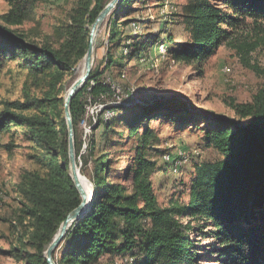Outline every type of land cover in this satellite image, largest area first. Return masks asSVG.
<instances>
[{
  "label": "trees",
  "instance_id": "obj_1",
  "mask_svg": "<svg viewBox=\"0 0 264 264\" xmlns=\"http://www.w3.org/2000/svg\"><path fill=\"white\" fill-rule=\"evenodd\" d=\"M5 1L9 10L0 16V73L12 61H18L28 71V82L38 88V94L27 91L23 99L3 104L0 137L11 134L13 128L25 130L29 141L45 153L38 157V168L22 170L12 181L18 196L15 214L22 247L11 253L18 255L23 264H47L44 253L61 224L81 203L69 173L63 82L84 59L90 27L111 0H77L62 30L61 48L38 44L12 29L31 19L35 0ZM151 3L154 0H124L108 19L106 65L103 71H92L71 104L77 154V133L86 115L84 95L93 103L101 97L111 100L113 92L107 81L121 85L127 64L142 63L151 57L152 44L164 43L168 57L197 69L226 48L235 52L244 66L257 70L251 65V54L264 46V0H188L184 11L190 39L182 50L170 49L173 39H164V26L155 28L157 33L131 31V24L142 22L137 15ZM164 6L162 0H157L153 8ZM147 21H143L141 32L152 29V22L145 28ZM250 23L258 27L255 37L249 33ZM146 35L150 39L146 40ZM115 70L117 80L108 74ZM224 102L234 117L199 109L180 95L154 101L150 106L120 104L102 108L101 112L106 110L96 118V129L105 127L109 146L101 148L96 141L86 153V143V155L81 158V173L95 190L91 211L71 227L54 254L55 261L100 264L110 255L134 256L138 250L143 256L141 264H195L189 232L197 223L203 229H212L217 241L215 252L222 264H264V88L250 102L237 103L232 98ZM119 110L126 112L124 117L106 116ZM161 119L181 126L203 123L208 145L222 156L221 160L196 167L185 205L174 203L162 208L154 192L156 164L148 159L152 129L146 128L142 137L139 134L143 124ZM120 127L127 130L128 139L135 141L130 151L133 155L127 159L120 157L114 145L117 134L120 138L116 144H128L120 143L124 142ZM12 147L15 144L7 145L9 151ZM2 199L0 196V202Z\"/></svg>",
  "mask_w": 264,
  "mask_h": 264
},
{
  "label": "rangeland",
  "instance_id": "obj_2",
  "mask_svg": "<svg viewBox=\"0 0 264 264\" xmlns=\"http://www.w3.org/2000/svg\"><path fill=\"white\" fill-rule=\"evenodd\" d=\"M156 1L154 0L155 3L148 5L145 12L137 15V19H142V22L131 24V31H136L138 34H149L152 31L157 33L155 28L164 26L166 28L164 39L167 40L169 36L173 39L171 45L168 43L170 49L173 47H178L181 50L186 49L190 34L186 25L184 8L188 0H162L165 5L162 9L153 8ZM76 2L77 0H35L31 19L22 26H13L12 29L24 33L28 39L38 44H51L55 48H61L62 30ZM8 10L7 2L0 0V16L7 13ZM144 20H148L145 24L146 29L150 25L149 22H152L153 26L151 30L141 32V27L145 23ZM125 21L129 20L126 19ZM257 29L258 27H255L254 24L248 25L249 33L253 34V37H255ZM262 29L264 30V25H262ZM128 32L130 31L128 30ZM262 36L264 37V33ZM108 38L107 20L98 35L93 71L96 68L103 71L106 65L109 51ZM145 39H150V36L146 35ZM161 45L164 43L152 44V50L156 53L151 52V57L142 60V63L127 64V69L124 70L126 79L122 81L121 85L117 84L125 93L134 96V99L129 101L127 106L129 104L150 106L154 101L167 100L172 95H180L192 101L199 109L234 117L233 111L224 102L226 99L232 98L237 103L250 102L252 97L264 88V46L251 54V65L257 68V70H251L242 64L235 52L226 48L220 49L200 69H197L175 62L172 56H166L165 60L161 59V56L158 55V49ZM123 50L125 54L128 53L126 49ZM82 63L83 60L71 74L67 75L63 82L64 98L69 88L80 77L79 69ZM19 64L18 61H12L0 73V112L4 103L23 99L27 91L31 94H38V88L33 87L28 82V71ZM108 74L116 80L119 78L116 70L110 71ZM86 100L84 95L82 104L84 107L86 106V115L80 123L77 133L78 145H80L77 154L80 168L82 167L81 158L89 152L93 143L97 141L101 148L109 146L105 127L96 129V118L104 115L106 109L99 112L92 123L89 116L93 113L92 107L95 106H88L89 99ZM109 101L104 98L98 104H107ZM125 114L124 110H119L114 115L124 117ZM148 127L152 129L148 159L156 164L152 182L159 205L162 208H168L174 203L185 205L188 202L190 189L195 179L196 167L205 162L221 160L222 156L208 145L205 137L207 128L201 122L181 126L177 122L172 123L161 119L143 124L140 137ZM118 131L123 134L122 139H124V142L120 143L128 144L123 146L116 144L117 139L120 138L117 134L114 145L118 147L120 157L127 159L133 155V152L130 151L135 141L128 139L127 130L123 127H120ZM86 132H88L87 135ZM84 143L85 145L88 144V150L82 156ZM9 144H15V147H12L10 151L7 149ZM42 155L43 157L45 155L43 150L29 141L25 130L13 128L11 134L0 137V196L4 198L0 202V264H23L21 260H18V255L15 256L11 253L15 248L22 247L20 245L21 240L18 239V215H16L18 196L12 187L15 182L12 183V181L19 176L22 170L38 168L40 165L38 157H42ZM166 155H169L175 164L186 158L187 163L182 162L183 165L178 168L180 171L175 173L172 168L174 164L170 163L171 160L167 163L170 165L169 167L165 165L164 157ZM125 166L126 164H123L121 167L124 168ZM81 175L90 181L86 175L82 173ZM13 214L15 215L13 216ZM12 220L16 222L11 223ZM184 223L186 224L187 220H184ZM191 227L189 237L194 244L195 264H222L223 260L221 261L215 252L217 241L214 239L212 229H203L197 223H193ZM142 262L143 256L136 250L134 256L110 255L100 264H141Z\"/></svg>",
  "mask_w": 264,
  "mask_h": 264
},
{
  "label": "water",
  "instance_id": "obj_3",
  "mask_svg": "<svg viewBox=\"0 0 264 264\" xmlns=\"http://www.w3.org/2000/svg\"><path fill=\"white\" fill-rule=\"evenodd\" d=\"M124 0H111L105 8L100 12L94 23L90 27L89 32V47L83 59V71L81 76L73 83L67 91L64 98V115L68 131V157H69V173L70 178L76 187L81 197V203L77 209L72 211L61 224L52 243L48 246L44 253V258L47 264H58L54 259V254L62 245L66 236L75 224L81 221L91 211L92 203L95 197V190L92 186L93 194H89L84 190L81 179V168L79 166L75 143V132L73 118L71 114V104L77 94L86 86L94 68L97 39L102 27L106 24L110 15ZM90 182V181H89Z\"/></svg>",
  "mask_w": 264,
  "mask_h": 264
},
{
  "label": "built area",
  "instance_id": "obj_4",
  "mask_svg": "<svg viewBox=\"0 0 264 264\" xmlns=\"http://www.w3.org/2000/svg\"><path fill=\"white\" fill-rule=\"evenodd\" d=\"M107 83L108 85H110L111 91L113 92V98L107 104H103V105L98 104V102H100L101 99H104V97H101V99L95 103L92 102L91 98H89L88 100L89 102L88 106H95L92 107V109L94 110L93 113L89 116L90 122L92 123L94 117H97V115H99L98 113L101 112L102 108L113 105L128 104L129 101L134 99L133 94L125 93V91H123V89L119 85L113 84L112 81H107ZM87 133L88 132H86V135ZM86 135H85V140H86ZM84 147H85V143H84ZM82 156H83V151H82Z\"/></svg>",
  "mask_w": 264,
  "mask_h": 264
},
{
  "label": "bare ground",
  "instance_id": "obj_5",
  "mask_svg": "<svg viewBox=\"0 0 264 264\" xmlns=\"http://www.w3.org/2000/svg\"><path fill=\"white\" fill-rule=\"evenodd\" d=\"M159 53H160L161 59H164V60H165V59H166V56L168 57V51H167V49H166V47H165L164 45L160 46V48H159ZM164 60H163V61H164ZM82 71H83V63L81 64L80 69H79L80 76H81V74H82ZM106 116H107L109 119H111V118L114 117V113H112V112H108ZM164 160H165V163L167 164L168 162H170L171 157H170L169 155H166V156L164 157ZM182 162L187 163V158H186V159H183ZM182 162H177V163L175 164V161H173V159L171 160L170 163H171L172 165L174 164V167H172V168H173V171H174L175 173H178V171H180L178 168H179L180 165H183ZM81 181H82V185H83V187H84V190H85L87 193L93 194L92 186H91V184L89 183V181H88L87 179H85V178H82Z\"/></svg>",
  "mask_w": 264,
  "mask_h": 264
},
{
  "label": "crops",
  "instance_id": "obj_6",
  "mask_svg": "<svg viewBox=\"0 0 264 264\" xmlns=\"http://www.w3.org/2000/svg\"><path fill=\"white\" fill-rule=\"evenodd\" d=\"M124 51V50H123ZM151 52H153V50H152V47L150 48V51H149V53H151ZM125 73V72H124Z\"/></svg>",
  "mask_w": 264,
  "mask_h": 264
}]
</instances>
